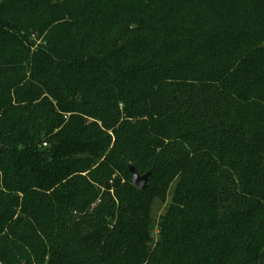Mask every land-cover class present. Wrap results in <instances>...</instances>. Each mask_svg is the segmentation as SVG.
I'll use <instances>...</instances> for the list:
<instances>
[{
  "label": "trees",
  "instance_id": "1",
  "mask_svg": "<svg viewBox=\"0 0 264 264\" xmlns=\"http://www.w3.org/2000/svg\"><path fill=\"white\" fill-rule=\"evenodd\" d=\"M0 148V264H264V0H0Z\"/></svg>",
  "mask_w": 264,
  "mask_h": 264
},
{
  "label": "water",
  "instance_id": "2",
  "mask_svg": "<svg viewBox=\"0 0 264 264\" xmlns=\"http://www.w3.org/2000/svg\"><path fill=\"white\" fill-rule=\"evenodd\" d=\"M77 99L78 101L82 103L85 102L81 94L77 96ZM0 152H1V148H0ZM127 169L130 173V179H131L132 185L140 190H144L147 186V183L150 177V171L144 174H139L130 162L127 163ZM106 188L108 189L107 185H106ZM23 264H28V263L24 262Z\"/></svg>",
  "mask_w": 264,
  "mask_h": 264
},
{
  "label": "rangeland",
  "instance_id": "3",
  "mask_svg": "<svg viewBox=\"0 0 264 264\" xmlns=\"http://www.w3.org/2000/svg\"><path fill=\"white\" fill-rule=\"evenodd\" d=\"M116 176L117 175H114V177H116ZM167 204H168V200L167 201L165 200L164 203H160L159 201L156 200L152 204V213H151V216H152V219L154 221H157L158 220L159 215L163 213V211H164V209H165V207H166Z\"/></svg>",
  "mask_w": 264,
  "mask_h": 264
}]
</instances>
